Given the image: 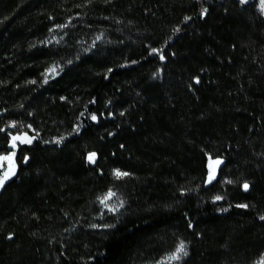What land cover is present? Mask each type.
I'll use <instances>...</instances> for the list:
<instances>
[{"label":"trees","instance_id":"16d2710c","mask_svg":"<svg viewBox=\"0 0 264 264\" xmlns=\"http://www.w3.org/2000/svg\"><path fill=\"white\" fill-rule=\"evenodd\" d=\"M258 2L0 0V156L35 138L0 194V264H155L180 241L184 264L263 256ZM109 191L126 209L99 228Z\"/></svg>","mask_w":264,"mask_h":264},{"label":"rangeland","instance_id":"374dc122","mask_svg":"<svg viewBox=\"0 0 264 264\" xmlns=\"http://www.w3.org/2000/svg\"><path fill=\"white\" fill-rule=\"evenodd\" d=\"M258 8L261 11V13L264 15V0H259L258 2ZM67 27H59L55 28L51 31L47 42L51 44L59 43L63 38H65V30ZM100 42L98 39H92L89 40V42H82L81 43V50L83 52H87L92 50L96 45V43ZM102 42V41H101ZM64 66L63 65H54L52 66L44 75V81L49 82L56 77L60 75V73L63 71ZM28 131H31L32 129L28 128ZM22 131L27 130L26 128L20 129ZM13 137H18L19 139L13 140ZM30 140L29 143H24L22 141ZM35 142V138L28 135L27 133H18V134H12L10 137V152L7 155H3L0 157H6L3 160H0V170L2 171V177L1 179L4 180V184L2 187H0V194L3 191L4 187L11 181L14 180L18 173V165H17V152L20 146L27 145L32 146ZM15 145V146H13ZM211 177H215L216 175V169L210 168ZM209 173V175H210ZM114 195L111 197H107L105 194L103 197L99 199V207H100V226L99 228H108L109 227V219L111 217H117L123 214L124 210L126 209V201L124 197L115 191H111ZM121 201L123 204L121 205ZM185 243V242H184ZM179 244V243H178ZM178 244L170 251L168 254L163 256L158 262L155 264H184L186 260L189 257V245L185 243L186 250L188 252L187 256H184L181 254V258L179 260H172L169 259V257L175 252ZM255 264H264V254L263 256L255 263Z\"/></svg>","mask_w":264,"mask_h":264},{"label":"snow or ice","instance_id":"6c2138e0","mask_svg":"<svg viewBox=\"0 0 264 264\" xmlns=\"http://www.w3.org/2000/svg\"><path fill=\"white\" fill-rule=\"evenodd\" d=\"M241 2H242V3H246L247 0H241ZM152 51H153V52H156L157 50H156V49H153ZM161 59H164V57L161 56ZM197 82H199V81H197ZM92 118H93V119H96L95 116H93ZM16 139H19V138H18V137H13V140H16ZM22 142H24V143H29L30 140H26V141H22ZM13 146H15V145H13ZM93 157H95V153L90 154L89 159L92 160ZM5 158H6V157H0V160H3V159H5ZM26 159H27V158H25V160H26ZM216 163L219 164L220 161H216ZM114 174H115L117 177L128 176V175H129V173H127V172H121L120 170H115V173H114ZM211 178H212V177H211V173H210V179H211ZM229 183H230V181H229ZM3 184H4V180L0 179V187H2ZM243 187H244L245 190H247L248 187H249V185H248V184H244ZM106 195H107V197H111V196L114 195V194H113L111 191H109ZM216 199L219 200V199H221V197L218 196V197H216ZM122 204H123V202L121 201V205H122ZM238 207L246 208L247 205H238ZM261 219H264V217H261ZM181 254H183L184 256H187V255H188V252H187V250H186V245H185V243H184L183 241H180V242H179V244H178V246H177L175 252L169 257V259H172V260H179V259L181 258Z\"/></svg>","mask_w":264,"mask_h":264}]
</instances>
